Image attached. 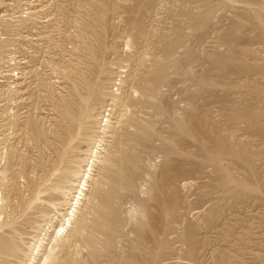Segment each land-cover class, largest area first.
Masks as SVG:
<instances>
[{
  "label": "rangeland",
  "instance_id": "rangeland-1",
  "mask_svg": "<svg viewBox=\"0 0 264 264\" xmlns=\"http://www.w3.org/2000/svg\"><path fill=\"white\" fill-rule=\"evenodd\" d=\"M107 117L137 146L92 264H264V0H0V264L56 249Z\"/></svg>",
  "mask_w": 264,
  "mask_h": 264
},
{
  "label": "bare ground",
  "instance_id": "bare-ground-1",
  "mask_svg": "<svg viewBox=\"0 0 264 264\" xmlns=\"http://www.w3.org/2000/svg\"><path fill=\"white\" fill-rule=\"evenodd\" d=\"M106 96H109L114 100L118 98V95L113 93V91L99 92L98 95H96L94 102L88 107H86L85 111H83V118L85 120L91 118L92 116L91 110L94 109L95 105L101 104L106 98ZM87 99L88 98H85V103ZM80 100H82V98ZM94 124L95 122L93 121L91 125V133L92 134L98 133L99 130L97 131V129L101 128V131H99L101 138L102 136L106 137V141L102 151L99 152L98 154L95 153L96 154L95 159L93 158H92L93 160L91 159L93 163L92 165H94L95 168H97V173L94 178L90 177L89 175L90 173L87 174V178L83 181V187H85V184H87L88 181H90V185L89 188H87L88 190L85 194V200L83 204H81V209L79 212H77V214L73 213L72 219L68 221L69 227L65 228V231L63 233L57 234L54 237V241L56 242V249L49 252L46 255V258L44 257L45 259L43 260L44 261L43 264H92L89 260V257L91 258L93 257L95 252L98 253V251H101L102 246L98 245L99 240L97 239V226L95 225L97 224L98 226L103 225L104 221L107 220L109 213H111L112 210L111 207L115 206L116 193H118V191L121 190V186H120L121 183H119L118 179L121 178L120 176L124 171V168L122 166L126 165V163L123 164V160L125 157L124 155L127 151L134 149L137 146V144L132 142V140L129 139V136L128 138L122 137L126 125L121 120V118H115V121L112 122L107 117L106 123L104 124L103 127H99V126L95 127ZM139 127L135 128V132L143 133L145 127L144 128H142L141 126ZM77 171L78 170L75 169L72 170L70 168H66V170L61 171L58 175V180H56V182L53 185H51L50 188L52 190H60L62 188L61 186L62 182L60 180L62 178H68L69 175H73L77 173ZM153 173H155L154 168H152L151 171V174ZM80 193L81 195H84V188L80 190ZM145 193L143 194L145 195ZM77 202H79V198ZM131 205L132 204H130V206ZM127 213L129 215L128 221L140 222L142 217H144V211L142 207L137 204L130 207ZM7 240H8L7 238L0 235V250H2L3 252H5L3 249H8V244L6 243ZM10 245L11 244H9V246ZM11 247L12 245L10 246V248ZM82 247L87 248L88 251L90 252L87 256H82V254L80 253V249ZM15 248L14 250H11V252L15 251ZM116 260H119V258Z\"/></svg>",
  "mask_w": 264,
  "mask_h": 264
}]
</instances>
